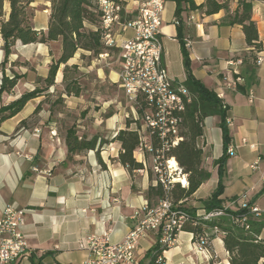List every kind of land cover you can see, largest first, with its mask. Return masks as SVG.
Here are the masks:
<instances>
[{
	"label": "crops",
	"instance_id": "crops-1",
	"mask_svg": "<svg viewBox=\"0 0 264 264\" xmlns=\"http://www.w3.org/2000/svg\"><path fill=\"white\" fill-rule=\"evenodd\" d=\"M124 1L127 4V0ZM193 1L197 7L205 2ZM236 8L237 0H228L229 12ZM174 11L175 4L165 1L161 62L169 78L183 84L186 72L180 44L176 40ZM224 16V11L206 16L201 9L190 10L188 7L181 14L182 38L188 53L190 74L209 91L223 95L220 100L227 108L226 119L231 122L227 125L228 146L234 148L233 156L224 152L220 119L207 117L197 146L202 152L201 168L209 174V179L181 206L202 214L205 212L204 202L220 182L223 193L219 199L223 208L234 199L245 196L248 205L257 208L264 217V0L252 2V20L256 23L262 45L253 62L245 60L242 63L250 49L245 44L241 27L223 25ZM123 36L129 37L130 32ZM29 46L33 45L17 44L13 49L9 71L5 69L7 76L11 75L10 64L19 59L20 49ZM78 54L89 56L82 51ZM257 56L261 58L259 65L256 64ZM3 59L0 38V64ZM29 61L26 60L32 68ZM72 65L84 70L77 63ZM250 65L255 67L252 80L246 72ZM95 72L100 81L107 78L113 83L118 81V73L105 75L101 68H96ZM28 73L25 68L21 75L28 79ZM56 76L62 81L59 71ZM1 77L0 67V83ZM27 86V82L25 87L18 83L9 94L1 96V105L7 106L23 93L30 92ZM39 103L38 99L28 102L21 112L0 123V219L7 206L25 211L22 232L37 264H81L88 254L78 249L80 238L108 233L110 241L116 243L134 228L140 218V209L145 202L148 203V188L156 186L152 158H145L143 152L136 150L134 159L143 165V169L130 174L115 161L120 150L118 144L102 146L98 153L99 146H96L94 151L69 157L64 143L58 139L51 141L44 129L28 123ZM98 113L102 115L105 111ZM98 113L92 118L98 119ZM44 115L46 113L41 112L38 116L44 120ZM22 121H26V126L17 131ZM123 122L119 115L114 114L109 119L96 121L93 131L101 128L110 134L113 130H122ZM225 156L224 171L220 174L217 162ZM206 233L213 236L211 230ZM261 238L264 239V232ZM194 241L192 233L181 231L175 245L162 253L164 264H229L219 237H211L208 253L198 252ZM156 245L157 236L152 233L139 243L135 252L138 264H151V250ZM19 264L32 263L23 260Z\"/></svg>",
	"mask_w": 264,
	"mask_h": 264
},
{
	"label": "trees",
	"instance_id": "trees-1",
	"mask_svg": "<svg viewBox=\"0 0 264 264\" xmlns=\"http://www.w3.org/2000/svg\"><path fill=\"white\" fill-rule=\"evenodd\" d=\"M46 1L49 4L46 29L45 31H38L33 25L34 11L31 7L35 0H0V38L4 54V59L0 64L2 72L0 104L1 96L9 94L25 76L19 75L14 71L13 67L16 66L18 61L10 64V76L5 73V66L9 63V57L17 44L27 46L59 43L60 47V56L56 61L51 62L46 77H37L36 84L41 86L30 92L23 93L17 100L7 106L0 105V123L21 112L28 102L41 97H50L49 90L55 87L56 75L61 66H63L60 84L62 93L67 97H81L84 93V87L81 85L79 78L71 79L69 77L71 73L78 74L79 68L76 65L68 66V62L79 51L88 53V57L92 58H98L103 54L111 56L115 52L113 49L106 48L103 43V31L101 29L102 12L99 8L98 0ZM111 1L121 5L123 8L126 6L124 0ZM166 1L175 4L174 17L178 22V25H176V40L180 44L183 67L186 72V80L183 86L191 96V102L185 104L184 111L179 114L181 122L178 142L175 146H169L168 150L164 152V158H174L182 173L187 176L188 187L181 188L175 184L169 194L173 203L178 204L191 197L201 184L209 179V174L201 168L202 152L197 146L198 139L203 135L204 120L211 116L219 117L225 153H227L230 143L226 125L227 108L216 94L206 89L190 74L188 53L182 38L181 14L185 11V7L190 10L201 9L206 16L224 11L225 16L222 19V24L241 27L245 44L250 49L248 56L242 60V63L245 60H247V63L255 61V54L261 51L262 45L258 39L256 23L252 20V2L258 0H237V8L232 13L228 9V0H205L204 5L199 7L194 4L193 0ZM24 66L28 71L30 70L28 64H24ZM246 72L249 73V79L252 80L251 77L255 74V67L253 65L248 66ZM237 89L240 91L241 88L237 87ZM44 103L46 102L42 101L36 106L33 116L41 111V105ZM135 108L138 119L142 120L147 110L146 99L140 97ZM49 113V117H51L52 112ZM86 115L89 117L90 112L85 110L81 113L80 118H84ZM112 115L111 113H105L101 117L102 120H106ZM136 121L125 120V129L117 131L109 140H103L98 136L87 133L80 135V130H84V128L73 125L65 130L63 143L67 147L69 157L94 151L96 146H99L96 151L98 153L102 146L117 143L120 146V150L115 161L131 174L134 171L143 169V165L134 159V152L140 147L138 132L129 130L130 124L136 123ZM25 126L26 121H22L17 131ZM150 145L151 151L144 150L143 152L145 158H148L147 156L155 157L157 151H160L163 147L156 137L150 139ZM225 158L226 156L223 160L217 162L220 174L224 171ZM222 193L223 186L219 182L211 197L203 204L205 212L223 209L222 201L219 199ZM163 197L164 191L159 183L155 187L150 186L146 192V200L149 204L153 201L158 202ZM178 208L186 211L192 219L197 221L195 226L186 224L182 228V231L192 233L194 239L206 234L207 230L215 227L219 230L217 237L223 242L224 249L229 257V264H261V261L264 260V239L261 238V234L264 232V217L261 214L256 216L247 212L246 224H235L230 218L240 215L244 211L235 213L226 210L227 216L204 221L196 219L195 211L187 210L181 204ZM213 236H210L209 239L211 240ZM166 250L160 249L156 245L151 250V264H154L157 257H162V253ZM29 260L32 264H37L34 256H31Z\"/></svg>",
	"mask_w": 264,
	"mask_h": 264
},
{
	"label": "built area",
	"instance_id": "built-area-1",
	"mask_svg": "<svg viewBox=\"0 0 264 264\" xmlns=\"http://www.w3.org/2000/svg\"><path fill=\"white\" fill-rule=\"evenodd\" d=\"M166 0H143L138 6L136 15L124 20L126 9L111 0H98L102 12L101 29L103 43L106 48L117 52L120 71L118 72V87L122 89L127 100L135 106L138 99L144 97L147 110L142 118L144 131L138 132L140 138L139 151H151L150 139L156 137L160 142V151L152 157V171L164 191V197L154 205L145 204L140 209V218L134 228L119 242L110 241L109 234L91 235L80 238L77 247L88 254V258L81 264H138L135 252L142 240L149 234L157 236L160 249L172 248L186 224L196 225V220L184 210L178 208L181 204H174L169 194L175 184L187 188V176L182 173L176 163L170 167V160L164 158V152L169 146L178 142L179 114L184 111L185 104L191 102V96L183 84H177L168 76L167 70L161 62L162 45V14ZM173 24L178 25L176 19ZM117 26L120 34L114 35L112 29ZM130 32L129 37L123 34ZM100 57H108L107 54ZM241 63L240 61L238 62ZM261 58L256 57V64ZM218 99L223 95L218 93ZM226 119V125H230ZM242 143H245L243 140ZM227 155H234V148L228 146ZM175 161V160H174ZM176 162V161H175ZM174 179H177L175 182ZM226 210L232 212L244 211L230 219L235 224H246L247 212L260 216V211L249 206L246 197L233 200L223 209L196 214V219L211 220L227 216ZM246 211V212H245ZM25 211L15 206H7L0 219V264H19L33 256V250L28 246L22 232ZM138 213L135 214V217ZM247 229V226H246ZM214 236L219 230L211 229ZM209 234L199 236L194 241L198 252L208 253L210 243ZM154 264H164L162 257H157Z\"/></svg>",
	"mask_w": 264,
	"mask_h": 264
},
{
	"label": "rangeland",
	"instance_id": "rangeland-1",
	"mask_svg": "<svg viewBox=\"0 0 264 264\" xmlns=\"http://www.w3.org/2000/svg\"><path fill=\"white\" fill-rule=\"evenodd\" d=\"M141 1L143 0H127V4L125 6L127 13H124V20L132 19L136 15ZM31 7L34 11L33 25L35 29L38 31L46 29L49 14V4L47 1L35 0ZM112 33L114 35L120 34L117 26L112 29ZM59 48V43H51L48 45L36 44L29 46L26 49H20L19 59H17L18 62L16 63V66L13 67L14 71L21 75L22 72L25 71L24 64H28L29 68V63H27L26 60H30L29 62L32 64V68L28 71V79L24 76L19 83L25 87L27 82V87L31 91L41 86L36 84L37 77H41V75L44 74L45 76L47 75L48 67L51 62L56 61L60 56ZM74 63L79 64V66L83 67L84 70H79L78 74L71 73L69 77L71 79L79 78L81 85L84 87L83 95L76 99L65 96L62 93L60 77L56 76V85L54 88H50L49 90L50 97L38 98L39 102L44 101L46 103L41 105V111H39L37 115H32L29 120H27L29 121L28 123L33 124L34 127L38 126L40 129H44L51 141H56V139H58L61 143H63L65 130L73 125L84 128V130H80V135L82 133H87L98 136L103 140H109L116 134L117 130H113L110 134L105 133V131L101 128L96 132H94L95 130L93 131V126L96 124L95 122L102 120V117L98 112L104 110L105 113L119 115L122 118V122H125V120H138L136 123L130 124L129 130H138L142 133L144 131L143 122L141 119H138L135 105L126 99L122 89L118 87V81L116 80L117 83H113L108 80V78L104 81H100L96 77V68H101L103 69L105 75L111 74L112 76H115V73L120 71L117 53L114 52L111 56H99L98 58L88 56L81 57V55L78 54L72 61H70V63H68V66H72ZM5 69L9 71L8 64L5 66ZM62 69L63 66L59 69L61 76ZM112 80L114 81L115 79ZM85 110L90 112V116L98 113V115H96L98 116V119L90 116L87 117V115L84 118H80L81 113ZM41 112L46 113V115H44V120L38 116ZM49 112H52L51 117H49ZM122 128L125 129V126L123 125ZM110 145L111 144L105 146ZM155 203V201L151 202L153 205ZM261 264H264V260L261 261Z\"/></svg>",
	"mask_w": 264,
	"mask_h": 264
},
{
	"label": "bare ground",
	"instance_id": "bare-ground-1",
	"mask_svg": "<svg viewBox=\"0 0 264 264\" xmlns=\"http://www.w3.org/2000/svg\"><path fill=\"white\" fill-rule=\"evenodd\" d=\"M176 166V162L174 160H170V167L174 168ZM174 181L176 182L177 179H174Z\"/></svg>",
	"mask_w": 264,
	"mask_h": 264
},
{
	"label": "water",
	"instance_id": "water-1",
	"mask_svg": "<svg viewBox=\"0 0 264 264\" xmlns=\"http://www.w3.org/2000/svg\"><path fill=\"white\" fill-rule=\"evenodd\" d=\"M43 31V30H42Z\"/></svg>",
	"mask_w": 264,
	"mask_h": 264
}]
</instances>
